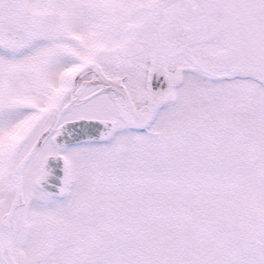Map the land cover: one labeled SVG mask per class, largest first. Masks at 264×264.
<instances>
[{"label":"snow or ice","instance_id":"1","mask_svg":"<svg viewBox=\"0 0 264 264\" xmlns=\"http://www.w3.org/2000/svg\"><path fill=\"white\" fill-rule=\"evenodd\" d=\"M0 264H264V0H0Z\"/></svg>","mask_w":264,"mask_h":264}]
</instances>
